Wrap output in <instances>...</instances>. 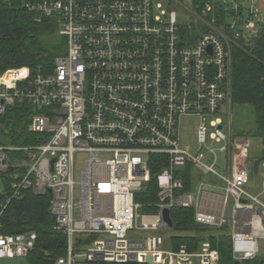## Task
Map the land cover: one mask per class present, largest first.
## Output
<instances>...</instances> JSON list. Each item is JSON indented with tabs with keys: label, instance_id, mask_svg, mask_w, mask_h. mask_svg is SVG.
<instances>
[{
	"label": "built area",
	"instance_id": "2783aa9c",
	"mask_svg": "<svg viewBox=\"0 0 264 264\" xmlns=\"http://www.w3.org/2000/svg\"><path fill=\"white\" fill-rule=\"evenodd\" d=\"M180 1L23 4L35 22L57 24L66 52L49 73L30 77L25 67L0 75V116L15 103L32 107L29 131L37 138L29 147L0 146V174L13 168L16 180L3 209L22 191L50 195L53 228L65 237V253L54 264H219L209 241L191 250L174 248L171 237L164 238L173 226L163 211L170 217L176 208H194L201 226L228 228L232 264H264V201L246 189L248 170L239 163L247 161L249 141L232 138L229 116L232 50L264 28L259 9L255 0H190L194 22L182 28L175 11ZM222 112L226 123L215 119L207 126L209 117ZM190 116L200 119L196 153L178 140L179 120ZM209 130L226 154L223 175L215 170ZM11 151H21L23 158L12 164ZM77 153L87 155L78 182ZM152 156L164 157L166 167L156 176L155 210L144 212L135 197L151 179ZM188 164L222 183L221 212L202 206L203 188L218 190L214 182L183 192L175 171ZM36 241L32 231L0 235V260H26Z\"/></svg>",
	"mask_w": 264,
	"mask_h": 264
},
{
	"label": "trees",
	"instance_id": "16d2710c",
	"mask_svg": "<svg viewBox=\"0 0 264 264\" xmlns=\"http://www.w3.org/2000/svg\"><path fill=\"white\" fill-rule=\"evenodd\" d=\"M27 1L37 0H0V75L7 70L25 67L29 69L30 77L38 71L49 73L55 58L66 50V41L58 35L57 24L52 19L35 22L33 14L23 7ZM240 45L242 48H234L232 54L231 107L247 108L252 125L231 136H247L250 141L260 144L259 155L253 157L249 151L246 161L249 174L246 189L251 193L255 189H249L252 184L260 182V186L264 187V171L261 168L264 162V28L256 38L249 42L241 41ZM32 114L34 109L26 104L15 103L8 107L0 116V146L24 148L35 145L36 135L29 131ZM8 157L15 164L23 158V154L11 151ZM151 163V179L135 197L143 205L144 212L155 210L154 205L158 201L156 176L166 167V159L152 156ZM14 175L13 168L0 174V235L27 231L36 233L37 241L26 258V264H54L65 253V237L53 228L55 219L49 210L50 195L37 196L30 191H22L3 209L5 200L12 195L10 186L16 181ZM175 178L181 180L183 192H195L200 174L188 164L175 171ZM263 193L261 186L260 191L253 195L262 198ZM170 219L173 223L171 230L176 233L170 238L174 247L187 245L193 248L209 241L219 252V264H232L226 227L215 229L197 224L194 208L173 209Z\"/></svg>",
	"mask_w": 264,
	"mask_h": 264
},
{
	"label": "rangeland",
	"instance_id": "374dc122",
	"mask_svg": "<svg viewBox=\"0 0 264 264\" xmlns=\"http://www.w3.org/2000/svg\"><path fill=\"white\" fill-rule=\"evenodd\" d=\"M180 2H181L183 7L178 6V5L175 6V11L177 14V23L182 28H189L190 26L193 25V22H194V18L192 17L191 13L189 12V10L192 11L193 8L190 4V0H181ZM233 50H234V48H233ZM233 50H232V54H233ZM65 51L66 50H64V52L61 55H64ZM16 70H19V69H16ZM18 72L21 74V71H18ZM230 85L232 86V83ZM229 116H230V122H231V127H232V135H235L238 130L248 128L252 125L248 109L247 108L231 107V99H230V115ZM215 119L220 120V122L224 124L228 121V114L225 115V113L222 112V113L217 114L213 117H209L207 120V126H209V123ZM199 123H200V119L198 117H195V116L194 117L193 116L182 117L178 123V140H179L180 146L190 153H196L199 150V145H198L197 140H196L197 127H198ZM211 132L212 131L209 130L207 136H208V144L211 145V148H214L216 150L217 164H216L215 170H216L218 175H223L224 170H225V156H226V154L223 152H220V150H219L222 147L221 143L216 142L214 140H211V138H210ZM224 132H226V129H224ZM245 138L248 139L247 136H245ZM248 141H249V151L251 152V156L257 157L259 155L260 150H261L260 144L258 142H256L255 140L250 141L248 139ZM205 153H206V151H205ZM86 158H87L86 154H82V153L75 154L74 159H75V164H76V172H75V181L76 182H78L80 179L79 172L83 168V162ZM239 164L242 165V167L243 166L247 167V162H245V163L240 162ZM199 174H200V178L198 179L199 183H206L208 181H212L218 187V190H211V188L208 186H205L203 188V191H205L206 193L204 194V196L201 199L202 206L205 207V209H207L208 211H211L213 213L221 212V208H222V204H221L222 197L221 196L225 195L224 191L221 190L223 188L222 183L219 181V179L216 176L208 175L204 171L199 170ZM262 177H264V175H262ZM263 183H264V180H263ZM261 186H262V189H264L263 185H261ZM261 186H260V182H259V184H256V183L252 184V187H250L249 189L251 190V188H255L253 190L254 192H251V193L256 194L258 191H260ZM209 193H215V194H218L219 196H212V194H209ZM75 197L76 198L80 197V191H79L78 185L75 186ZM261 200L264 201V196L261 198ZM74 213H75V217H78L79 209L77 206L74 209ZM226 230L228 231V228H226ZM175 234L176 233L172 230H167L164 233H162L164 238H170ZM129 237L141 239L144 237V235L136 236V235L132 234V235H129ZM167 242H168V240H167ZM180 246H185L186 248L188 247L187 245H176V247H174V248H179ZM190 249L192 250L193 248L190 247ZM0 264H26V260L25 259H12V260L3 259V260H0ZM81 264H83V263H81Z\"/></svg>",
	"mask_w": 264,
	"mask_h": 264
},
{
	"label": "crops",
	"instance_id": "0c3cea01",
	"mask_svg": "<svg viewBox=\"0 0 264 264\" xmlns=\"http://www.w3.org/2000/svg\"><path fill=\"white\" fill-rule=\"evenodd\" d=\"M255 4L259 9V15L264 25V0H255ZM215 195L219 196L218 194Z\"/></svg>",
	"mask_w": 264,
	"mask_h": 264
},
{
	"label": "water",
	"instance_id": "95a60500",
	"mask_svg": "<svg viewBox=\"0 0 264 264\" xmlns=\"http://www.w3.org/2000/svg\"><path fill=\"white\" fill-rule=\"evenodd\" d=\"M163 219H164V221H165V223L167 224V226L168 227H172L173 226V224H172V221H171V219H170V217H169V212H168V210H164L163 211ZM150 261V260H149ZM235 264H238V263H235Z\"/></svg>",
	"mask_w": 264,
	"mask_h": 264
},
{
	"label": "bare ground",
	"instance_id": "6f19581e",
	"mask_svg": "<svg viewBox=\"0 0 264 264\" xmlns=\"http://www.w3.org/2000/svg\"><path fill=\"white\" fill-rule=\"evenodd\" d=\"M19 74H20L19 72H16V73H15V74H13V75H14V76H16V75L18 76Z\"/></svg>",
	"mask_w": 264,
	"mask_h": 264
}]
</instances>
